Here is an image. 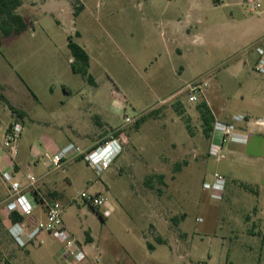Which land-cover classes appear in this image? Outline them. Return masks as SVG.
<instances>
[{"label":"rangeland","instance_id":"rangeland-1","mask_svg":"<svg viewBox=\"0 0 264 264\" xmlns=\"http://www.w3.org/2000/svg\"><path fill=\"white\" fill-rule=\"evenodd\" d=\"M22 1L29 28L7 38L0 31V93L8 101L0 99V144L8 127H23L17 155L1 149L0 172L19 165L17 180L43 178L41 198L61 204L88 264H264V72L257 70L264 0H81L78 16L75 0H67L71 7ZM188 14L203 23L190 18L178 29L174 22ZM69 36L89 54L94 83L72 71ZM196 81L207 87L191 103L187 85ZM203 101L220 121L247 116L240 128L249 142L227 140L211 155L212 134L205 136L197 110ZM150 112L140 127L126 123ZM58 118L68 125L60 128ZM112 134L124 150L107 170L97 173L83 157L54 169L67 145ZM215 174L227 180L221 201L203 187ZM82 192L105 204L94 211ZM8 197L0 174V204ZM8 225L0 220V236ZM43 239L20 249L16 263L66 264L65 244Z\"/></svg>","mask_w":264,"mask_h":264},{"label":"built area","instance_id":"built-area-1","mask_svg":"<svg viewBox=\"0 0 264 264\" xmlns=\"http://www.w3.org/2000/svg\"><path fill=\"white\" fill-rule=\"evenodd\" d=\"M259 8H261L260 4L253 5L251 11H257ZM257 51L261 58L257 64V70L264 72V61H261L264 60V41L258 46ZM206 87L207 83L202 81L188 84L189 102L198 103L200 98L203 97ZM138 120V118H126V123L136 124ZM247 120L248 117L241 114L234 116L229 122L216 120L212 132L211 155H221L222 147L227 140L233 143H246L247 136L240 125ZM22 131L23 127L21 125L14 124L6 135L3 149L10 154L11 158L17 155L15 143L20 138ZM121 141L120 137L112 134L88 150L69 144L54 156L52 165L54 169H59L65 160L83 157L97 173H102L110 168L122 154L124 146ZM14 169L15 167L10 166L9 170L1 174L8 185L9 197L4 203L0 204V209H6L9 214L15 213L25 219L22 222L12 223L9 227V232L16 243L22 248L35 244L42 245L44 242L43 235L49 234L65 244L61 256L66 257V264L88 262V253L79 246L75 239L71 238L64 225L61 204L57 200L39 202L37 198V196L41 198L38 188L39 179L28 174L26 182L22 183L14 178ZM203 185L205 190L211 191L212 199L221 201L227 180L223 176L215 174L212 181L206 180ZM80 197L93 208H100L105 204L104 198L98 194L82 192ZM39 207L42 208L45 214L44 220L35 218L36 210ZM96 261L98 263L99 260Z\"/></svg>","mask_w":264,"mask_h":264},{"label":"trees","instance_id":"trees-1","mask_svg":"<svg viewBox=\"0 0 264 264\" xmlns=\"http://www.w3.org/2000/svg\"><path fill=\"white\" fill-rule=\"evenodd\" d=\"M76 4L74 5L75 11L74 16H78L83 10L84 5L81 0H75ZM22 6V0H0V31L3 37H11L18 35L24 31H26L29 27V24L26 20L21 16L17 10ZM76 36H79V32H76ZM69 38L68 48L70 49L71 55L73 57V62L71 63V69L74 73L80 74L84 77L89 83H94V77L90 74V56L87 51L81 47L78 43H76L71 36ZM2 38L0 37V47L2 46ZM0 99L6 102L7 99L0 93ZM13 113L22 117L24 114L12 106H10ZM197 110L200 113V116L203 121V131L206 137L211 138V134L213 132L215 117L212 113L209 105L203 101L197 105ZM154 113L150 112L146 116H142L137 122V127H140L141 124L147 119V117L152 116ZM12 127V126H10ZM10 127L8 131L10 130ZM242 187L246 190L253 191V189L246 185L242 184ZM38 201L42 203V199L38 197ZM94 211L95 208H92ZM256 211V208H255ZM10 220L12 223L22 222L25 220L18 214H10ZM160 243H164L162 239H158ZM150 249H153V246H149Z\"/></svg>","mask_w":264,"mask_h":264},{"label":"crops","instance_id":"crops-1","mask_svg":"<svg viewBox=\"0 0 264 264\" xmlns=\"http://www.w3.org/2000/svg\"><path fill=\"white\" fill-rule=\"evenodd\" d=\"M65 4H66V6L68 5V7H71L69 4H68V2H67V0H62ZM215 1H217V0H215ZM219 2L221 1V0H218ZM54 3V4H56V0H49V3ZM37 3H32V6H35ZM22 5H23V1H22ZM83 5H84V3H83ZM21 8V7H20ZM20 8H18V9H20ZM84 8H85V5H84ZM17 12H18V10H17ZM73 15H74V13H73ZM22 16V15H21ZM193 18H194V16H192ZM24 18V17H23ZM187 20H184V19H179V21H177V22H174V24L177 26V28L178 29H180V30H183V27L184 26H186V25H188L189 23L188 22H190V21H188L191 17H189V14L187 15ZM193 18H191V21H196V23H198V24H202L203 23V19L202 18H200V17H198V16H195V18L193 19ZM182 20H183V22H186V23H182ZM27 22V21H26ZM60 22V21H59ZM28 23V22H27ZM29 24V23H28ZM29 26H30V24H29ZM29 28V27H28ZM173 28H175V26H173ZM186 29V33H187V35H189L188 34V28L186 27L185 28ZM180 33H182V31H180ZM75 35H76V32H75ZM79 36H80V33H79ZM78 36V37H79ZM181 54H182V50L180 49V48H178L177 49ZM91 61V60H90ZM73 62V60L71 61V63ZM71 66V65H70ZM95 82V81H94ZM71 91H68L67 93H70ZM207 102V101H206ZM207 104H208V102H207ZM209 105V104H208ZM215 117V119L216 120H219L216 116H214ZM233 118V117H232ZM59 119V124L58 123H56V125L58 124V126L60 127V128H64L65 126H67L68 124L64 121V118H58ZM261 122H262V124L264 123V119L262 120L261 119ZM8 129H9V127H8ZM8 129L6 130V131H8ZM247 130H245L244 131V133L246 134V136H247V142L246 143H237V144H242V145H246L248 142H249V134L246 132ZM6 133H5V137H6ZM105 138V137H104ZM102 139V138H101ZM99 140V139H98ZM98 140L97 141H95V142H93L92 144H89V145H87V146H83V150H88V149H90V148H92L93 146H95L97 143H98ZM70 143H73V142H70ZM76 146H78V145H76ZM79 147V146H78ZM4 148V143L3 144H0V151H1V149H3ZM80 148V147H79ZM121 156V155H120ZM120 158V157H119ZM118 158V159H119ZM117 159V160H118ZM20 167H19V165H17V170L19 169ZM16 169H14V172L15 173H18V172H16ZM6 170H9V169H6ZM4 172V171H3ZM13 172V171H12ZM13 172V173H14ZM0 174H2V172H0ZM31 175V174H30ZM34 176V175H33ZM1 177H2V175H1ZM27 177V176H26ZM34 177H36V176H34ZM36 178H38V177H36ZM2 179H3V177H2ZM16 179V178H15ZM39 179V183L40 182H43V178H38ZM17 180V179H16ZM17 181H20V180H17ZM20 182H22V181H20ZM23 183V182H22ZM40 185V184H39ZM42 185L44 186V182L42 183ZM42 185H40L39 187L41 188V186ZM45 188V187H44ZM42 190H43V192H45V190L42 188ZM58 191V190H57ZM56 195H57V193H56ZM6 200H7V198H6ZM5 200V201H6ZM43 200H46L45 198H42V201ZM38 210H42V208L41 207H39L37 210H36V215L37 216H35V218H38V219H40V217H38ZM43 211V210H42ZM0 220L2 221V220H6L8 223H9V225H8V229H7V231H6V233H5V237L4 236H0V255L2 256V260L0 261V264H17L16 263V261L17 260H20L21 258H20V249H22V250H25V249H27V248H22V247H20L17 243H16V241L13 239V237L11 236V234H10V232H9V227H10V225L12 224V222H11V220H10V214H9V212L6 210V209H1L0 210ZM40 220H44V219H40ZM83 264H88V262H85V263H83Z\"/></svg>","mask_w":264,"mask_h":264}]
</instances>
